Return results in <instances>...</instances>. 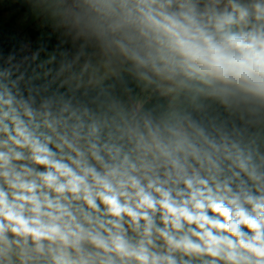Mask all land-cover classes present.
Returning <instances> with one entry per match:
<instances>
[{
  "label": "clouds",
  "instance_id": "clouds-1",
  "mask_svg": "<svg viewBox=\"0 0 264 264\" xmlns=\"http://www.w3.org/2000/svg\"><path fill=\"white\" fill-rule=\"evenodd\" d=\"M23 4L0 264H264V0Z\"/></svg>",
  "mask_w": 264,
  "mask_h": 264
},
{
  "label": "rangeland",
  "instance_id": "rangeland-1",
  "mask_svg": "<svg viewBox=\"0 0 264 264\" xmlns=\"http://www.w3.org/2000/svg\"><path fill=\"white\" fill-rule=\"evenodd\" d=\"M20 0H0V34L10 36H33L37 32L34 21L27 13H17L13 8Z\"/></svg>",
  "mask_w": 264,
  "mask_h": 264
},
{
  "label": "trees",
  "instance_id": "trees-1",
  "mask_svg": "<svg viewBox=\"0 0 264 264\" xmlns=\"http://www.w3.org/2000/svg\"><path fill=\"white\" fill-rule=\"evenodd\" d=\"M11 9L16 10L17 13H27V9H26V6L23 4V0L18 1L17 4ZM31 35L33 36V39H35L37 37V32L32 31ZM0 36L2 35L0 34ZM4 39L7 40V38L5 37Z\"/></svg>",
  "mask_w": 264,
  "mask_h": 264
}]
</instances>
